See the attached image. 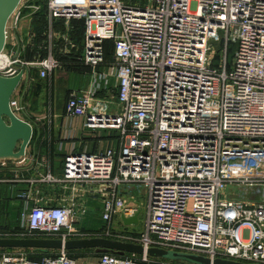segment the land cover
I'll return each mask as SVG.
<instances>
[{"label": "built area", "instance_id": "2783aa9c", "mask_svg": "<svg viewBox=\"0 0 264 264\" xmlns=\"http://www.w3.org/2000/svg\"><path fill=\"white\" fill-rule=\"evenodd\" d=\"M38 7L20 0L5 27L0 75L22 72L11 110L24 119L19 94L22 81L34 79L30 70L49 91L57 68L88 67L87 88L68 94L64 115L116 135L96 151L72 143L60 176L50 166L40 178L0 175V185L61 184L70 194L52 205L30 190L16 193L20 228L0 237H102L143 248L98 253L95 264H198L151 256L150 247L210 264H264V0H44L42 30L22 28L26 10ZM74 21L82 22L80 40ZM44 103L35 121L49 138L50 95ZM226 186L235 190L222 197ZM92 198L103 225L78 227ZM136 213L128 225L143 213L137 232L112 228L116 217ZM28 255L4 254L1 264H76L66 249L39 260Z\"/></svg>", "mask_w": 264, "mask_h": 264}, {"label": "crops", "instance_id": "0c3cea01", "mask_svg": "<svg viewBox=\"0 0 264 264\" xmlns=\"http://www.w3.org/2000/svg\"><path fill=\"white\" fill-rule=\"evenodd\" d=\"M28 57L27 55H25ZM110 57V56H109ZM62 70L70 71V80L73 78L76 80L75 86L66 85L63 90L65 94L71 92H79L83 91L87 88L88 80H89V68L88 67H79L78 69H67L63 68ZM31 71V70H30ZM34 79L36 75H32ZM84 76H88V79H84ZM53 77V75H52ZM52 77L50 80L51 86L49 91L48 87L46 88V83L44 90L46 92L45 95H50L52 99V111H53V124L52 129L49 134V138H47L45 127L43 126L42 122L35 121V117L39 114L40 105H39V98H41V92L39 89L34 88L33 94L31 96H27L26 90L22 97V94H19V99L22 97V105H24V112L22 117L29 121L33 126V132L36 134L35 139L36 141L29 142L28 146L25 149L24 157L19 161H7L4 166H0V171L3 172L2 176H21L25 178H40L43 176L47 167L50 166L51 172L59 176L62 173V165L64 155L71 149L72 143H74V147L76 150H83L86 149L88 151H96L99 149H103L107 146H93L87 140H91L88 136L90 132L88 131L85 134L88 128L83 126V118L82 117H68L64 115V104L60 97L58 96V100L56 98V92L54 95V84L52 85ZM30 80V81H34ZM38 79V78H37ZM43 81V80H42ZM45 82V81H43ZM24 88V86H23ZM60 88V87H59ZM44 90H41L42 92ZM62 95V94H61ZM27 96V98L25 97ZM55 96V97H54ZM30 97V99H29ZM24 98V100H23ZM35 102L34 107L31 106V101ZM67 100V99H66ZM30 101V102H29ZM45 103H43L42 109L44 110ZM31 108V109H30ZM89 130V129H88ZM82 132V136H81ZM34 139V140H35ZM67 142V145L65 143ZM62 143L61 148H59V144ZM89 143L91 145H89ZM62 161V162H61ZM30 190L32 196L39 204H60L64 202L63 199H67L70 197V194L67 189H65L61 184H47L43 182H35V183H19V184H3L0 185V220H4L6 217V211L8 209L9 201H13V195L20 192V191H27ZM19 200V199H18ZM21 201V200H19ZM15 202L13 204L14 207L20 208V213L23 210L22 201ZM88 206L94 208V210L100 211V204L98 199L92 198L88 201ZM100 215V214H99ZM8 216V215H7ZM18 219V216L15 217ZM4 226V225H3ZM13 226L7 229V227L1 228L3 230H11ZM23 250L24 248H0V264H1V256L4 254H15L19 250ZM25 250V249H24ZM27 251V250H26ZM84 251V250H83ZM81 251L79 256L76 258V264H95L98 260V253L94 251V249L89 248L86 251ZM28 252V251H27ZM9 264V263H8Z\"/></svg>", "mask_w": 264, "mask_h": 264}, {"label": "water", "instance_id": "95a60500", "mask_svg": "<svg viewBox=\"0 0 264 264\" xmlns=\"http://www.w3.org/2000/svg\"><path fill=\"white\" fill-rule=\"evenodd\" d=\"M30 1V0H27ZM20 0H0V52L5 45V27L7 21L15 10ZM22 72L14 76L6 77L0 75V162L19 161L24 157L25 149L33 136L32 124L11 110L9 101L14 90L19 84ZM22 105V97L19 99ZM123 224H136L137 213L130 217L121 215ZM36 248V249H85L92 248L96 253L114 252L123 255L125 252L141 254L143 248L139 244L114 240L110 238L91 237L73 238L62 240L60 238H18L0 237V248ZM147 253L155 257L183 258L192 263L210 264V260L204 256L170 252L162 248L150 247ZM212 264H246L227 259L217 258Z\"/></svg>", "mask_w": 264, "mask_h": 264}, {"label": "rangeland", "instance_id": "374dc122", "mask_svg": "<svg viewBox=\"0 0 264 264\" xmlns=\"http://www.w3.org/2000/svg\"><path fill=\"white\" fill-rule=\"evenodd\" d=\"M23 0H21L22 2ZM30 4H38L39 7L37 10H33L31 8H28L26 10V12L24 13L25 15H27L21 23L22 28H24V24L29 25L30 27H32L34 29V22L36 21V19L42 20L44 23V14H45V8H44V0H30L29 1ZM215 48H217V44L214 43ZM234 45H229V51L227 52V60L230 61L231 57L233 55V51H234ZM64 67L62 68H57L56 70H54L53 72V77H52V85L55 82L54 85V95L56 92V98L58 100V96L60 94V97L62 99V102H65L67 97H68V93H66L67 95H63V93L65 94V92L63 90H60L61 88H64L67 84L70 86H75L76 85V80L75 79H71L70 80V71H65L62 70ZM30 75H36V71L34 69H32L30 71ZM89 76V75H88ZM88 76H84V79H88ZM22 86H26V94L29 96L32 95V90L34 88L39 89L41 92V98H39V105H40V110H39V114L40 115L42 113H44L42 107H43V103L45 100V97L47 95L44 88L45 87V82H43L40 79H37V77L34 79V81H30V79L28 80V82L26 83L25 80L22 81L21 83ZM60 87V88H59ZM41 90H44L43 92ZM20 92V89H19ZM63 92V93H62ZM18 94V90L17 93L15 92V96H17ZM62 94V95H61ZM55 97V96H54ZM31 101V100H30ZM29 101V102H30ZM32 103V102H30ZM35 102H33V107ZM31 109V108H30ZM88 131L90 132V135L88 136L91 140H87L88 142H90L93 146H105L107 141L109 139H107L109 136L113 137L115 134L114 132H108V130H101V129H87L85 134L88 133ZM81 136H82V132H81ZM89 143V145H91ZM67 145V142L65 143L64 146ZM62 162V161H61ZM61 174H59L60 176ZM235 190L234 186H226L224 188L223 191V196L222 197H226V196H232V192ZM14 198H16L15 194L13 195ZM137 198H139L141 200V195H139V193L137 194ZM13 203L15 202H20L19 205L21 204V201H19L18 199H14L13 201H9L8 203V209H7V215L5 217V219L0 220V226L2 228L7 227L10 228V226H13L16 223L15 220V213H16V208L18 209V207H14ZM23 207V204H22ZM84 220L82 222L77 223L76 225L78 227L84 228V229H98L103 225L102 220L100 219V215L98 210H94V208H91L90 206H88V213L87 215L83 218ZM139 222L137 225L133 226V225H125L123 224L122 220L118 217H116L113 221L112 224V228L115 229L116 231H120L123 233H130V232H137L138 230H140L142 228V221H143V213L139 214V218H138ZM18 226L20 227V217L18 218ZM5 225V226H3ZM14 229V227L12 228ZM3 230V229H0ZM170 252H175L170 250ZM182 253V252H181ZM165 260H172V261H182V262H189L187 260H184L183 258H172L171 256L168 257H163Z\"/></svg>", "mask_w": 264, "mask_h": 264}, {"label": "trees", "instance_id": "16d2710c", "mask_svg": "<svg viewBox=\"0 0 264 264\" xmlns=\"http://www.w3.org/2000/svg\"><path fill=\"white\" fill-rule=\"evenodd\" d=\"M73 24L75 26V31H74L73 35L76 37L77 40H80V33H81V30H82V27H81L82 26V22L81 21H74ZM42 26H43V21L42 20H39L38 21L36 19V21L34 22V29L37 32H40L42 30ZM104 46H105L106 57H109L110 54H111V50H112V43L109 40H106L105 43H104ZM26 55L29 56V54H26ZM64 67L67 68V69H69V68H71V69H76L77 68L78 69L79 68V67H73V66H64ZM32 94H33V92H32ZM27 96H25V97L27 98ZM29 99H30V97H29ZM23 100H24V98H23ZM31 102H32L31 103V106H33V101L31 100ZM114 134L116 135V132H114ZM35 135L36 134L33 132V136L31 138L32 139L31 141H36ZM110 138H112V137L109 136L107 139H110ZM2 173L3 172L0 171V175H4ZM16 210L17 211L15 213V217L18 216V218H19V211L21 210V206L18 209L16 208ZM0 211H1V209H0ZM6 213H7V211H6ZM15 220H16V223L13 225L14 229H11V230H0V231H12V230H15V229L16 230L19 229L20 227L18 226V222H17L18 219H15ZM24 249L29 252L28 257L31 260H39L44 255H55V253L57 252V250H53V249H48V250L36 249V248H24ZM87 249H89V248H85V249H72V250H67V251H68V253L70 254L71 257L77 258V256H79V253L81 251H83V250L86 251ZM97 255H99V254H97Z\"/></svg>", "mask_w": 264, "mask_h": 264}]
</instances>
